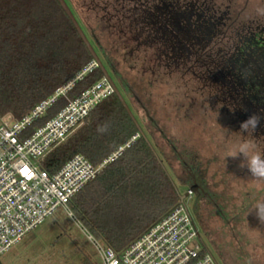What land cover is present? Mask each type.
Wrapping results in <instances>:
<instances>
[{
  "label": "trees",
  "instance_id": "1",
  "mask_svg": "<svg viewBox=\"0 0 264 264\" xmlns=\"http://www.w3.org/2000/svg\"><path fill=\"white\" fill-rule=\"evenodd\" d=\"M93 59L58 0H0V120L8 116L13 120L23 118ZM103 76L98 69L78 83L70 98H77ZM66 104L61 99L34 128L43 126ZM139 133L135 118L114 94L45 159L43 168L54 174L79 154L98 165ZM178 156L184 170L192 172L193 166L183 155ZM187 181L188 189L195 191L196 182L190 178L181 183ZM181 199L178 185L150 137L140 134L69 207L95 237L122 252L182 203ZM202 243L204 252L211 253Z\"/></svg>",
  "mask_w": 264,
  "mask_h": 264
},
{
  "label": "flooded vegetation",
  "instance_id": "2",
  "mask_svg": "<svg viewBox=\"0 0 264 264\" xmlns=\"http://www.w3.org/2000/svg\"><path fill=\"white\" fill-rule=\"evenodd\" d=\"M64 1L124 94L139 134H154L150 126L168 134L136 90L149 76L148 86L166 81L197 93L228 133L264 153V119L253 136L240 134L251 114L264 117V0Z\"/></svg>",
  "mask_w": 264,
  "mask_h": 264
},
{
  "label": "rangeland",
  "instance_id": "3",
  "mask_svg": "<svg viewBox=\"0 0 264 264\" xmlns=\"http://www.w3.org/2000/svg\"><path fill=\"white\" fill-rule=\"evenodd\" d=\"M103 37V44L110 47ZM150 80L147 76L136 90L168 134H158L150 126L154 134L147 135L182 196L189 189L188 181L181 180L196 182L198 192L184 203L197 221L204 243L219 264H264V223L255 212L247 214L253 203L264 199V181L254 179L247 167H241L242 155L228 156L244 141L239 134L228 133L221 116L207 111L197 93L166 81L148 86ZM139 114L144 115V110L140 108ZM12 120L8 116L3 121ZM179 154L193 166V173L184 170ZM69 209L73 216L59 208L2 255L0 264H102L88 234L106 243Z\"/></svg>",
  "mask_w": 264,
  "mask_h": 264
},
{
  "label": "built area",
  "instance_id": "4",
  "mask_svg": "<svg viewBox=\"0 0 264 264\" xmlns=\"http://www.w3.org/2000/svg\"><path fill=\"white\" fill-rule=\"evenodd\" d=\"M100 69L93 59L73 79L42 100L19 120L0 123V257L29 232L42 225L59 208L73 216L69 205L103 170L118 161L140 134L117 148L100 164L76 155L54 174L43 162L86 123L91 113L116 93L106 76L77 98L70 94L78 83ZM64 99L67 104L43 126L35 124ZM33 129V131H31ZM188 190L187 197H192ZM185 202V201H184ZM182 202L122 252L96 241L102 264H219L204 252L198 225ZM83 230V229H82Z\"/></svg>",
  "mask_w": 264,
  "mask_h": 264
},
{
  "label": "clouds",
  "instance_id": "5",
  "mask_svg": "<svg viewBox=\"0 0 264 264\" xmlns=\"http://www.w3.org/2000/svg\"><path fill=\"white\" fill-rule=\"evenodd\" d=\"M262 119H264V117L258 113L251 114L246 120L241 122L240 134L242 136H247L249 134L253 136V133L260 126ZM240 155L244 157L241 162V167H247L254 179L264 181V153L256 152L253 143L244 141L235 152L228 156L235 158ZM248 212H255L258 220L264 223V199L257 200L253 203L248 209L247 214Z\"/></svg>",
  "mask_w": 264,
  "mask_h": 264
},
{
  "label": "water",
  "instance_id": "6",
  "mask_svg": "<svg viewBox=\"0 0 264 264\" xmlns=\"http://www.w3.org/2000/svg\"><path fill=\"white\" fill-rule=\"evenodd\" d=\"M58 1L62 4V6H63V8L65 9V11H66V13L68 14V16L73 20V22H74V24H75V26H76V29L78 30V32H79L80 36L82 37L83 41L85 42V44H86L87 47L89 48V50H90V52H91L93 58H94L96 61L99 62V64H100V69L102 70L104 76L108 77V78L111 80V77L109 76V73H108L107 70L104 68V66L101 65V63H100V61H99L97 55L95 54V51H94L93 47L91 46L90 42H89L88 39L86 38V36H85L83 30H82V29L80 28V26L76 23V21H75V19H74V16H73V14L71 13V11L69 10V8H68V6L66 5L65 1H64V0H58ZM111 81H112V80H111ZM116 92H117V95L119 96L120 100L123 102V104L125 105V107H126V108L128 109V111L130 112V110H129V108L127 107V105H126V103H125V101H124V98H123V96L121 95V93H120L119 91H116ZM130 114H131V112H130ZM186 198H187V195L182 196L181 202H184V201L186 200Z\"/></svg>",
  "mask_w": 264,
  "mask_h": 264
}]
</instances>
